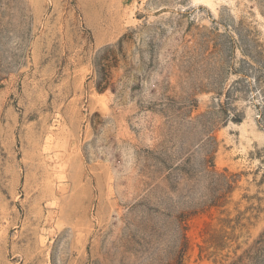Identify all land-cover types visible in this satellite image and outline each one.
Here are the masks:
<instances>
[{"label": "rangeland", "instance_id": "rangeland-1", "mask_svg": "<svg viewBox=\"0 0 264 264\" xmlns=\"http://www.w3.org/2000/svg\"><path fill=\"white\" fill-rule=\"evenodd\" d=\"M0 264H264V0H0Z\"/></svg>", "mask_w": 264, "mask_h": 264}, {"label": "trees", "instance_id": "trees-1", "mask_svg": "<svg viewBox=\"0 0 264 264\" xmlns=\"http://www.w3.org/2000/svg\"><path fill=\"white\" fill-rule=\"evenodd\" d=\"M97 88L101 89L99 85H97ZM199 117L203 119L205 116L204 114H201ZM218 144L219 143L216 135L209 131L203 144V150L205 153L202 161L201 171L205 177L210 179V195L208 199L198 203L197 207L188 211L187 213H182L179 216V220L184 221L187 216L192 215L199 210H208L213 207H223L226 203L227 194L232 193L235 189L237 173H230L228 168H224L223 171H217L215 168L214 160L218 149ZM183 239L186 241V235H183ZM184 249L185 245L182 248V252Z\"/></svg>", "mask_w": 264, "mask_h": 264}]
</instances>
